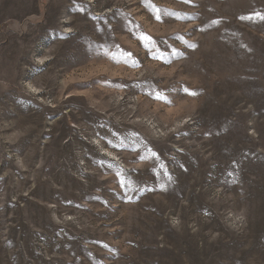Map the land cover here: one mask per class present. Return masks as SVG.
Listing matches in <instances>:
<instances>
[{"label": "rangeland", "instance_id": "374dc122", "mask_svg": "<svg viewBox=\"0 0 264 264\" xmlns=\"http://www.w3.org/2000/svg\"><path fill=\"white\" fill-rule=\"evenodd\" d=\"M0 264H264V0H0Z\"/></svg>", "mask_w": 264, "mask_h": 264}, {"label": "snow or ice", "instance_id": "6c2138e0", "mask_svg": "<svg viewBox=\"0 0 264 264\" xmlns=\"http://www.w3.org/2000/svg\"><path fill=\"white\" fill-rule=\"evenodd\" d=\"M190 94L195 95V93H190Z\"/></svg>", "mask_w": 264, "mask_h": 264}]
</instances>
